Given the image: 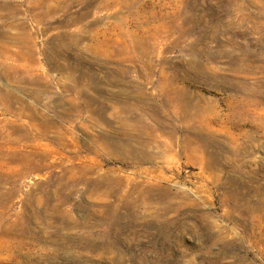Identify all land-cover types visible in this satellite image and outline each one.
Returning a JSON list of instances; mask_svg holds the SVG:
<instances>
[{
  "label": "rangeland",
  "instance_id": "rangeland-1",
  "mask_svg": "<svg viewBox=\"0 0 264 264\" xmlns=\"http://www.w3.org/2000/svg\"><path fill=\"white\" fill-rule=\"evenodd\" d=\"M0 264H264V0H0Z\"/></svg>",
  "mask_w": 264,
  "mask_h": 264
}]
</instances>
